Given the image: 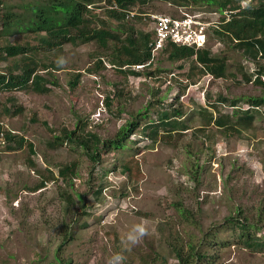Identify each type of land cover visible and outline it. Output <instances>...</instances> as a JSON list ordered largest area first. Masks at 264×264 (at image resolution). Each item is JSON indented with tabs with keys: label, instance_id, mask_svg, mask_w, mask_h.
Masks as SVG:
<instances>
[{
	"label": "rangeland",
	"instance_id": "1",
	"mask_svg": "<svg viewBox=\"0 0 264 264\" xmlns=\"http://www.w3.org/2000/svg\"><path fill=\"white\" fill-rule=\"evenodd\" d=\"M100 5L90 6V21L115 29L116 20ZM136 7L134 13L218 17L210 11L216 6L206 3L147 0ZM129 21L138 31L150 29L145 18ZM208 31L205 46L227 61L223 78L198 73L187 78L189 65L178 68L180 61L161 50L153 52L148 67H139L144 74L124 76L109 61L112 48L77 41L63 45V67L52 72L55 83L48 84V92L0 91V264H178L172 247L187 251L189 242L206 254L200 260L195 256L197 264H264V249L239 243L241 230L232 225L237 219L264 225V104L250 124L236 126L239 132L216 128L211 121L210 136L198 131L206 129L210 114L236 119V107L218 96L242 98L237 107L246 108L248 97L264 96V86L253 81L257 66L234 42ZM23 39H30L28 33L9 36L11 43ZM97 58L104 68L89 73ZM12 62L2 60L0 69ZM258 62L264 64V59ZM75 74L78 82L72 85ZM245 75H252L251 80ZM116 89L120 95L107 107L104 98ZM2 105H20L23 111L10 115ZM174 107L183 113L176 116L180 124L174 137H162L164 127L147 136L142 125ZM132 115L139 126L125 146L101 151L97 162L74 143L48 144L62 127L74 128L79 120L80 129L111 138ZM19 136L23 144L15 140ZM133 156L142 169L138 181L120 170ZM71 161H76L77 175L65 181L58 168ZM47 168L54 177L41 185ZM249 230L263 239L261 229Z\"/></svg>",
	"mask_w": 264,
	"mask_h": 264
},
{
	"label": "trees",
	"instance_id": "2",
	"mask_svg": "<svg viewBox=\"0 0 264 264\" xmlns=\"http://www.w3.org/2000/svg\"><path fill=\"white\" fill-rule=\"evenodd\" d=\"M184 3L202 5L204 3L215 5L216 9L210 11H218L220 13L219 23L213 28L214 33L218 37L226 38L234 45L241 49L242 53L250 59L249 62L256 65L253 69L255 77L253 81L264 86L261 76L264 75V64L258 60L264 59V0H253L245 9H239V0H181ZM103 2L101 5L100 3ZM147 0H0V21L1 30L0 37H5L0 41V62L2 60L12 59V63L0 69V91L11 92L15 90H29L36 92H48L49 83H55L51 78L54 70L62 69V51L63 45L66 43L89 42L95 41L97 45L103 49L112 48L109 55L110 63L113 64L118 73L127 76L144 74L143 71L135 68L148 67L154 59L152 52L153 32L138 31L129 19L135 18L141 20L144 18L137 12L133 17L128 16L129 11L139 9L137 5L146 4ZM105 9L109 18L116 20L117 27L115 29L106 28L104 26L94 25L88 17L90 6H98ZM224 10L231 11L227 16L223 14ZM146 21V20H145ZM28 33L30 39H23L22 42L16 41L11 43L9 36L15 33ZM161 52L167 53V57L173 61H180L178 68H184L189 65L186 72L187 78H193L195 73L200 76L209 74L213 78H223L227 72V61L225 57L211 55L207 46L198 47L178 45L174 42L167 41ZM104 68L103 60L97 58L94 65L87 68L89 73H94L98 69ZM46 73V74H45ZM150 72H147V75ZM146 74V73H145ZM251 76H244L246 81L251 80ZM78 82V74H75L71 80L72 85ZM116 89L112 96L106 95L104 103L107 107L111 105L114 97L119 96ZM218 98L223 102H228L236 107V119L231 122L228 115L215 117L208 115L206 120V129L204 126L198 128V131L204 133L207 137L209 122L216 128L225 131L239 132L236 127L241 124H250L254 118V111L264 104V96L248 97L246 108L237 107V103L242 100L227 99L222 96ZM7 107L2 105L4 113L17 115L23 111V107L17 105L15 107ZM140 112L137 114V116ZM182 112L174 107L171 112L163 110L157 120H150L142 125L147 136L157 134L160 127H164L165 132L162 137L171 140L174 137L173 130L175 126L180 124L176 119L182 116ZM1 115V113H0ZM132 117L122 124L115 135L111 138L101 139L97 134L90 131L80 129V121H76L74 128L62 127L59 134H55L48 143L51 147H56L64 141L74 143L82 148L85 154L93 162H97L101 151L110 149H120L125 146V142L136 131L139 121ZM246 121V122H245ZM250 122V123H249ZM43 125H47L46 121H41ZM1 127V126H0ZM77 130L81 132H77ZM8 139L13 138L10 132H6ZM19 144H23L25 139L21 136L16 138ZM94 141L95 145L90 146ZM28 149L33 151V144L26 141ZM120 170L128 173L135 180H139L142 176L140 160L137 157L122 162ZM48 174L40 181L42 185L45 180L54 177L53 172L47 168ZM58 175L67 181L68 177H74L76 172V161L63 163L58 168ZM56 177V176H55ZM70 182V181H69ZM103 185L98 187L100 192ZM262 216H260L261 222ZM234 229L239 228L238 242L249 249H264V225L257 223H245L243 220H232ZM249 227L255 230L261 229L263 236H256L255 232H250ZM213 235V242H219L217 237ZM223 242V241H220ZM208 244H213L212 239ZM228 244V243H227ZM187 251L183 250L180 245H173L175 257L178 264H197L196 257L200 260L205 257V253L196 251L194 245L187 243ZM196 256V257H195ZM60 264H66L60 263Z\"/></svg>",
	"mask_w": 264,
	"mask_h": 264
},
{
	"label": "built area",
	"instance_id": "3",
	"mask_svg": "<svg viewBox=\"0 0 264 264\" xmlns=\"http://www.w3.org/2000/svg\"><path fill=\"white\" fill-rule=\"evenodd\" d=\"M253 0H239V9H245ZM231 11L224 10L223 14L229 18ZM218 17L208 19L200 12L189 13L181 11L178 14H163V13H138L144 16L145 20L149 21L150 31L153 32V48L152 52L162 50L167 41L174 42L178 45H187L203 47L207 42L209 28H214L219 23ZM136 13L128 12L129 17H133ZM217 19V20H216ZM212 26V27H210ZM154 54V53H153ZM141 65H136L135 68Z\"/></svg>",
	"mask_w": 264,
	"mask_h": 264
},
{
	"label": "clouds",
	"instance_id": "4",
	"mask_svg": "<svg viewBox=\"0 0 264 264\" xmlns=\"http://www.w3.org/2000/svg\"><path fill=\"white\" fill-rule=\"evenodd\" d=\"M205 46V45H204Z\"/></svg>",
	"mask_w": 264,
	"mask_h": 264
}]
</instances>
